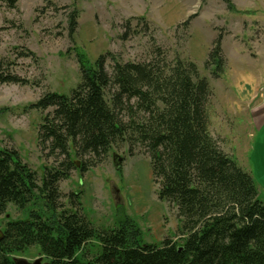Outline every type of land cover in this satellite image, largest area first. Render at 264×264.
I'll use <instances>...</instances> for the list:
<instances>
[{"label":"trees","instance_id":"obj_1","mask_svg":"<svg viewBox=\"0 0 264 264\" xmlns=\"http://www.w3.org/2000/svg\"><path fill=\"white\" fill-rule=\"evenodd\" d=\"M0 3L16 6V0ZM78 18L76 10L68 15L71 39ZM222 40L218 34L204 62L213 79L225 66ZM75 54L79 82L69 94L48 92L29 105L41 113L37 145L53 165L38 180L17 150L0 147V216L8 205L27 214L5 224L0 264H16L13 256L32 247L47 264H264V202L252 174L210 133L213 89L197 65L169 60L154 42L137 62ZM20 56L35 59L29 51ZM10 65L0 60V84L28 85ZM119 144L129 155L139 148L149 157L159 200L176 208L180 243H146L128 216L95 228L82 212L80 192L66 197L69 208L62 202L60 182L97 167ZM93 242L96 253H87Z\"/></svg>","mask_w":264,"mask_h":264},{"label":"rangeland","instance_id":"obj_2","mask_svg":"<svg viewBox=\"0 0 264 264\" xmlns=\"http://www.w3.org/2000/svg\"><path fill=\"white\" fill-rule=\"evenodd\" d=\"M229 2L232 12L225 0H16L15 8L0 3V60L11 64L10 71L29 83L0 84V147L17 150L40 180L43 167L52 166L53 160H46L40 153L37 127L41 113L29 105L48 92L68 95L78 84L76 49L91 61L111 53L121 62H137L148 58L153 42L169 60L179 57L193 61L201 76L209 80L215 90L209 130L220 139L217 131L227 133L233 127L230 112L219 107L224 101L221 92L225 98L230 93L241 100L243 92L247 96L255 89L253 78L235 77V70L251 66L255 76L264 77V0ZM72 10L79 12L73 39L67 33V18ZM190 17L192 20L184 26ZM218 34L224 40L225 66L221 75L227 76L214 83L204 62ZM28 51L35 59L20 56ZM110 65L109 60L108 69ZM263 89L261 81L257 91L264 96ZM236 141V137H229L221 148L231 152L244 171L253 173L258 198L264 202V131L251 139L247 153L239 149ZM254 146L255 153H251ZM127 149L126 144L114 145L97 167L82 176L72 172L59 184L62 202L69 208L66 197L80 192L82 212L95 228H111L119 217L128 216L138 225L146 243L166 238L180 243L183 236L176 208L159 200L149 157L139 148L133 155ZM114 154L122 158L119 170L113 163ZM26 217L25 211L8 205L0 216V231L8 221ZM94 245L86 246L87 253H96ZM13 258L47 262L36 247Z\"/></svg>","mask_w":264,"mask_h":264},{"label":"crops","instance_id":"obj_3","mask_svg":"<svg viewBox=\"0 0 264 264\" xmlns=\"http://www.w3.org/2000/svg\"><path fill=\"white\" fill-rule=\"evenodd\" d=\"M223 41L224 40H222V42ZM250 64L251 63H249V65ZM249 67L246 69V67L242 68L240 66L239 70H235L237 71L235 77L246 76L248 77V79L253 78L252 80H254L255 89L254 91L250 92L249 95L247 96L246 94H243L244 93L243 91H241V93L243 92L240 95L241 100L237 99L234 95L233 96L229 95L230 93L228 94L227 98H225L226 94H223V92H221L220 96H222L221 98H223L224 101L221 102L219 107L221 108V110L227 112V114H229L230 112L233 118L232 119L233 127L230 126L232 129L227 133L219 129L221 132L217 131L216 134L217 137L220 136L222 146L226 141H228L229 137L230 138L236 137L237 139L236 145L239 147V149L244 148L243 151L245 153H247L248 149L251 148L249 147L251 139H254L257 134H261L264 131V96L258 93L257 91V88L260 85L261 81H264V77L255 76L254 74L255 68L252 69L251 66ZM220 76L221 77H219V79L217 78L213 80L214 83L217 81L221 82L222 77H225L227 75L223 74V76L222 75ZM214 91L215 90H213V98H214ZM217 101L220 102L219 99H217ZM232 149L235 150L236 148L232 147ZM223 150L228 154L226 149L223 148ZM254 150H255V146L251 151V153H253ZM229 154L231 156L233 155L231 152ZM250 173L253 174L252 172Z\"/></svg>","mask_w":264,"mask_h":264},{"label":"water","instance_id":"obj_4","mask_svg":"<svg viewBox=\"0 0 264 264\" xmlns=\"http://www.w3.org/2000/svg\"><path fill=\"white\" fill-rule=\"evenodd\" d=\"M113 163H114L115 168L119 169L121 166V163H122V158L114 154L113 155ZM2 234H3L2 231H0V238L2 237ZM14 262L16 264H42L41 259H37L32 263L28 262L25 259H14ZM44 264H47V263H44Z\"/></svg>","mask_w":264,"mask_h":264},{"label":"built area","instance_id":"obj_5","mask_svg":"<svg viewBox=\"0 0 264 264\" xmlns=\"http://www.w3.org/2000/svg\"><path fill=\"white\" fill-rule=\"evenodd\" d=\"M263 91H264V89H263Z\"/></svg>","mask_w":264,"mask_h":264}]
</instances>
